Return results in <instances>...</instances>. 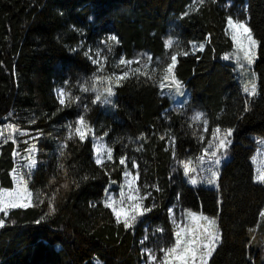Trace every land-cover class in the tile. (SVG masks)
I'll use <instances>...</instances> for the list:
<instances>
[{
    "label": "trees",
    "instance_id": "16d2710c",
    "mask_svg": "<svg viewBox=\"0 0 264 264\" xmlns=\"http://www.w3.org/2000/svg\"><path fill=\"white\" fill-rule=\"evenodd\" d=\"M228 15L242 19L246 15L260 41L253 65L255 96L243 91L234 62L222 58L233 49L225 31ZM110 34L117 36L119 44L112 53L106 52L107 68L122 56H151L150 68H157L170 53L187 51L189 55L178 57L175 69L190 92L186 103L172 106L158 83L141 77L115 88L114 107L92 105L94 93L81 94L75 88L77 81L96 71L84 55L85 43L101 42ZM169 38L174 41L171 49L165 47ZM83 39L84 47L72 51ZM193 43L205 47L193 50ZM65 81L74 86V95H83L81 106L59 110L54 89ZM246 100L248 111H244ZM83 103L91 109L86 118L95 135L104 136L113 148L115 163L106 161L105 168L95 162L90 135L84 141L67 139L66 125L82 114ZM196 111L209 122L205 142L217 125L235 130L228 148L231 157L220 166L217 189L190 184L178 164L177 172L173 170L176 159L195 157L204 146L198 138L201 127L191 119ZM33 119L35 123L30 122ZM9 123L37 139L38 163L29 187L41 193L44 202L10 212L0 228V264H96V260L142 264L140 238L145 225L149 234L164 228L165 245L173 239L168 209L178 194L183 209L219 217L222 243L209 264H264V219L259 215L264 209V184L253 179L256 148L251 138V134L264 136V0H204L203 4L195 0H0V128ZM18 141L0 139V187H13L11 170L17 166L13 149L23 152L27 146L21 137ZM65 143L61 157L60 146ZM121 155L135 160L141 185L160 189L149 187L151 198L145 204L155 203V207L130 230L118 226L102 203L110 180L122 178ZM85 176L89 179H82ZM53 197L55 211L35 223L50 212L48 200Z\"/></svg>",
    "mask_w": 264,
    "mask_h": 264
},
{
    "label": "snow or ice",
    "instance_id": "6c2138e0",
    "mask_svg": "<svg viewBox=\"0 0 264 264\" xmlns=\"http://www.w3.org/2000/svg\"><path fill=\"white\" fill-rule=\"evenodd\" d=\"M195 3L203 4L204 0H195ZM194 7L195 4L190 6V10H193ZM244 11L246 13L247 10L245 9ZM187 14L186 12L184 15ZM226 24L225 31L231 37L233 50L231 53H226L222 58L234 60L236 64L234 70L239 71L242 77H251V79L245 81L243 91L249 96H255L257 95L255 73L251 72L250 69L255 62L260 41L255 38L253 29L249 25V18L246 15L243 19L239 16L234 18L232 15H228ZM73 30L79 31L75 29V26H73ZM206 42H210V39ZM99 43L110 54L113 52L115 45L119 44V40L116 35H109ZM173 45L174 41L171 38L165 43V47L169 49L173 48ZM83 47L84 44L81 42L72 51H79ZM204 47V43L199 45L192 44L193 50L199 48L202 51ZM104 50L101 47H97L95 50L89 47L84 51L85 57L93 65H96L97 69L90 77L83 81H77L75 85V88L81 94L94 93V97L90 101L92 105L100 104L114 107L115 88L131 78L140 79L143 77L158 83L161 89H174L177 93L182 94L184 86L182 81L176 77L175 69L178 57L189 55L187 51L180 50L170 53L168 61L157 68H150L153 62V57L151 56L146 58L137 57L135 59H126L122 56L113 66L114 70L111 73H106L105 64H107L109 57ZM133 65L138 66L133 67ZM73 87L69 81H65L64 86L56 89L57 99L61 106L59 110H63L64 107H70L73 104L78 107L81 106L84 97L83 95H74ZM248 103L249 101L246 100L244 111L249 110L247 107ZM82 107V114L74 122L66 125L68 129L67 139L71 140L78 137L80 141H84L89 135H92L96 164L101 168H105L106 161L114 164L113 148L102 143L104 136L97 137L91 123L86 118L87 113L91 111L89 105L83 103ZM191 119L201 127V133L198 138L204 143V146L195 157L176 159V163L183 170V174L188 178L190 184L196 185L201 182L216 184L219 179L218 165L223 157L227 155V150L232 144L231 137L235 130L231 127L221 128L217 125L211 129V139L205 142L203 133L209 131V122L206 115L202 112H196ZM30 122L35 123V120L33 119ZM6 132L7 135H5ZM27 135L28 133L21 130L16 124L9 123L0 128V139L4 143L12 141L13 144H18V137ZM104 135H107V133ZM193 135H197V133L193 132ZM140 139H143V137ZM161 139H164V137L162 136ZM258 142L264 144V138L259 139ZM23 144L27 145L23 148L24 155L16 149H13L12 152L13 158L17 161V166L11 170L14 187H0V228L5 227L12 210L27 209L44 202L41 199V193H34L29 188L32 171L38 163L36 144L30 143L28 140L23 141ZM170 144L172 145L173 158H176L174 136L171 137ZM65 147L66 143L60 146L61 157L65 155L63 151ZM260 155H264V153H258V156ZM253 160L257 162L256 174L253 179L257 183L264 184V161H258L257 157H253ZM129 162H131V168L128 167ZM119 165L124 166L122 169L124 179L119 185V194L116 196L111 193L110 189L106 188L102 203L105 208L111 210V214L114 216L115 223L118 226H122L125 230H130L140 222L141 218L151 213L155 207V203L151 205L145 204V201L151 198V192L148 191L149 187L154 188L156 191L160 189L158 185L149 186L146 183L142 185L139 183V166L134 159L127 155H121L119 157ZM60 168L63 169L64 165L61 164ZM114 170L115 168L112 169V171ZM105 174L111 176V172L107 169H105ZM82 179L87 180L89 177L85 176ZM110 183L115 184L116 181L110 180ZM63 187H68V184L65 183ZM177 200H179V194L177 195ZM48 204L50 212L45 213L35 223H41L49 214L55 211L54 197L48 200ZM92 206L95 207V203ZM168 212L172 224L171 236L173 239L163 247L142 248V255L146 256L145 264H209L213 253L219 244L222 243L218 222L219 217L207 215L203 210L183 209L179 216L175 213L174 208H169ZM259 215L264 218V209L260 211ZM155 231L163 233L165 229L158 227ZM249 231L252 232L254 229H249ZM147 240L148 236H145L141 240V244L143 245ZM252 240H255V236L252 237ZM96 264H102V262L96 260Z\"/></svg>",
    "mask_w": 264,
    "mask_h": 264
},
{
    "label": "rangeland",
    "instance_id": "374dc122",
    "mask_svg": "<svg viewBox=\"0 0 264 264\" xmlns=\"http://www.w3.org/2000/svg\"><path fill=\"white\" fill-rule=\"evenodd\" d=\"M110 35H113V34H110ZM255 38H256V37H255ZM256 39H257V38H256ZM84 40H85V39H83L81 42H83ZM167 40H168V39H167ZM257 40H258V39H257ZM99 42H100V41H98V40H95V41H88L87 43H85L86 50H87L89 47L93 48V50H95V48H97V47H101L102 50H104V49H103V46H102ZM197 45H198V44H197ZM232 50H233V49H232ZM232 50L229 51L228 53H231ZM104 51H105V54L107 55L106 50H104ZM257 52H258V48H257ZM225 54H226V53H225ZM225 54H224V55H225ZM256 56H257V55H256ZM120 58H121V57H120ZM120 58H115V60H114L115 62H114L113 64L115 65V63H116ZM231 61H233L234 64H235V61H234V60H231ZM107 64H108V63H107ZM107 64H105L106 73H111V72L114 70V67H113L114 65H111V67L107 68V67H106ZM253 65H254V63H253ZM253 65L251 66V69H250L251 72H254ZM95 66H96V65H95ZM235 68H236V64H235ZM96 69H97V66H96ZM117 71H119V70H117ZM95 72H96V71H95ZM236 72H237V74H238V75L240 76V78H241L242 86L244 85V83H245V81H246L247 79H251V77H242V74H241L239 71H236ZM254 73H255V72H254ZM255 82H256V80H255ZM183 86H184V87H183V90H182V94L177 93L174 89H173V90L164 89L165 94L168 95V96L172 99V101H173L172 106H182V105H184V104L186 103V101L188 100V98H189V96H190L189 89H188V87H187L186 85L183 84ZM57 88H59V87L57 86V87H55V89H54V92H55V95H56V96H57V94H56V89H57ZM84 94H89V93H84ZM196 112H201V111H196ZM196 112H194V114H195ZM194 114H193V115H194ZM21 130L26 131L27 133H29L28 130H25V129H21ZM90 136L92 137V135H90ZM96 136H97V135H96ZM97 137H99V136H97ZM34 138H35V137H34V135H32V134H31V135L28 134L27 136H23V137H21V139L24 140V141H25V140H28L30 143H35V144H36V148H37V139H34ZM251 138H252V140H253V142H254V145H255V148H256V151H255L253 157H257V160H258V161H264V155H260V156H258V153H264V144H260V143L258 142L259 139L264 138V136L259 135V134H251ZM92 139H93V138H92ZM208 139H211V135H210V137H209ZM208 139H207V140H208ZM102 143L105 144V145H107V143H106L105 140H103ZM107 146H108V145H107ZM21 153H22V155H24L23 152H21ZM36 154H37V152H36ZM94 154H95V156H96L95 150H94ZM230 157H231L230 152H229V150H227V155H225V156L223 157L221 163L218 165L219 175H220V166H221L222 162L228 160ZM253 157H252V159H253ZM21 163H23V161H21ZM253 163H254L255 174H256L257 162H254V160H253ZM131 167H132V166H130L129 168H131ZM173 170H174V172H177V170H178L177 163L174 164ZM134 171H135V170H134ZM123 179H124V177H123V175H122V178H121L119 181H117L115 184H111V183H110L108 189H110V191H111L112 194L118 196V194H119V185L123 182ZM198 184H203V185H206V186L213 187V188L217 189V188H219V179H218V181H217L216 184H207V183H205V182H201V183H198ZM198 184H196V185H198ZM13 187H14V184H13ZM29 188H30V187H29ZM174 206H175V207H174ZM169 208H174V211H175V213L177 214V216H179V215L181 214V211L183 210V208L181 207V205H180L179 203H177V198L175 199L174 203H173ZM194 211H196V210H194ZM210 216H214V215H210ZM263 219H264V218H263ZM218 222H219V221H218ZM146 227H147V226L145 225V227H144V228H145V232H144V234L142 235V237L140 238V241H141L145 236H148V240L145 241V243L142 245V248H144V247L159 248V247L166 246V245L164 244V241H163V238H162V237H163V236H162V233H161V232H156V231H155L157 228L154 229V230H152L151 234H149V233L147 232V230H146ZM263 236H264V235H263ZM145 261H146V256H144V260H143V263H142V264H145Z\"/></svg>",
    "mask_w": 264,
    "mask_h": 264
}]
</instances>
